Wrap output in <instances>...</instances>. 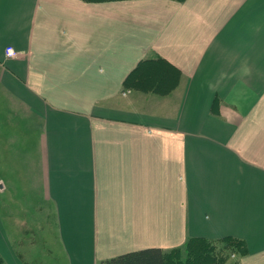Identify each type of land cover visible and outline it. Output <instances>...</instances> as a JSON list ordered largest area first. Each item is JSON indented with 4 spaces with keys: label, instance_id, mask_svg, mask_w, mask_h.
<instances>
[{
    "label": "crops",
    "instance_id": "1",
    "mask_svg": "<svg viewBox=\"0 0 264 264\" xmlns=\"http://www.w3.org/2000/svg\"><path fill=\"white\" fill-rule=\"evenodd\" d=\"M9 186L49 204L53 264L191 238L264 264V0H0ZM15 239L0 207L1 264H30Z\"/></svg>",
    "mask_w": 264,
    "mask_h": 264
},
{
    "label": "rangeland",
    "instance_id": "2",
    "mask_svg": "<svg viewBox=\"0 0 264 264\" xmlns=\"http://www.w3.org/2000/svg\"><path fill=\"white\" fill-rule=\"evenodd\" d=\"M1 185L3 186V184ZM30 189L31 186L24 190L9 186L8 193L14 195L13 201L0 197V207L10 219L13 233L16 236L15 240L22 241L24 247L20 252L23 258L27 259L30 264H53V261L55 262L53 257H58L59 253L56 249L53 220L49 218V204L42 202L37 205L36 202L34 203L33 193L30 192ZM218 249V256L224 258L221 260L223 261L221 264H234L232 258L234 254H231L234 251L227 250L224 244ZM179 255L184 257L186 254L180 251ZM179 255H176V258H179ZM58 261H61L62 264L65 262L63 257H60Z\"/></svg>",
    "mask_w": 264,
    "mask_h": 264
},
{
    "label": "trees",
    "instance_id": "3",
    "mask_svg": "<svg viewBox=\"0 0 264 264\" xmlns=\"http://www.w3.org/2000/svg\"><path fill=\"white\" fill-rule=\"evenodd\" d=\"M220 244H224L230 252L234 251L231 254L244 253L242 242L232 238H224L219 241L191 238L187 240L183 248L169 251L161 249L139 250L101 261L99 264H221L223 262L221 260L224 258L217 254ZM180 251L186 255L181 257ZM176 255H179V258H176Z\"/></svg>",
    "mask_w": 264,
    "mask_h": 264
},
{
    "label": "built area",
    "instance_id": "4",
    "mask_svg": "<svg viewBox=\"0 0 264 264\" xmlns=\"http://www.w3.org/2000/svg\"><path fill=\"white\" fill-rule=\"evenodd\" d=\"M18 53L12 47H7L5 49V56L6 58H16Z\"/></svg>",
    "mask_w": 264,
    "mask_h": 264
},
{
    "label": "bare ground",
    "instance_id": "5",
    "mask_svg": "<svg viewBox=\"0 0 264 264\" xmlns=\"http://www.w3.org/2000/svg\"><path fill=\"white\" fill-rule=\"evenodd\" d=\"M167 85H169L172 82V76H170L167 80ZM148 81L146 82V85H148Z\"/></svg>",
    "mask_w": 264,
    "mask_h": 264
}]
</instances>
